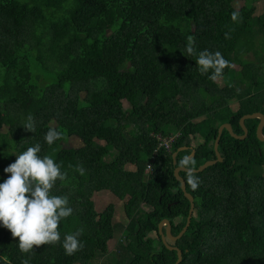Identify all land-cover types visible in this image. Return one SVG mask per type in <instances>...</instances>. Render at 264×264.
<instances>
[{
  "label": "trees",
  "instance_id": "16d2710c",
  "mask_svg": "<svg viewBox=\"0 0 264 264\" xmlns=\"http://www.w3.org/2000/svg\"><path fill=\"white\" fill-rule=\"evenodd\" d=\"M238 1L0 0V178L39 143V155L66 173L50 194L67 196L73 208L58 225L61 240L28 253L0 226V264L177 262L159 233L168 219L178 235L190 211L173 153L187 147L177 160L194 149L198 168L216 158L222 124L243 135L242 116L264 114V11L256 14L260 0H243L240 9ZM189 36L197 53L219 51L229 62L216 81L200 73L195 55L183 54ZM28 115L34 132L22 126ZM259 121H245L244 140L224 129L223 161L197 173L196 190L186 183L195 210L182 237L169 241L183 252L179 264H264ZM49 127L62 133L53 145L44 141ZM172 136L169 148L159 139ZM75 137L81 146L70 144ZM102 191L122 202V222L113 220L114 204L97 209ZM80 228L83 247L67 255L63 237ZM115 235L111 251L107 238Z\"/></svg>",
  "mask_w": 264,
  "mask_h": 264
},
{
  "label": "clouds",
  "instance_id": "9594fccd",
  "mask_svg": "<svg viewBox=\"0 0 264 264\" xmlns=\"http://www.w3.org/2000/svg\"><path fill=\"white\" fill-rule=\"evenodd\" d=\"M240 17L239 11L231 13V20L235 23L240 22ZM183 54L185 56L195 55L200 73L210 72L208 78L212 81H216L229 64L219 51L210 52L205 49L197 53L191 36L187 39ZM22 126L34 132L33 116L28 115ZM61 138L62 133L55 127H49L44 135V141L48 145H53ZM163 143L166 144L164 141ZM40 152L39 143L20 152L16 160L4 168V173L10 175L7 178H0V226L10 230L13 237L19 238L18 247L24 253L32 251L34 246L60 241L61 234L58 231V225L73 213L67 196L50 194L57 179L63 181L66 173L61 171V165L56 163L51 156H41ZM175 165L177 170L186 173L187 185L196 190L200 180L193 156L185 155L175 160ZM151 169L150 166L149 171ZM79 171L83 174V169ZM82 233L83 229L80 228L64 235L62 246L67 255H73L83 247L79 239ZM24 264H29V262L25 260Z\"/></svg>",
  "mask_w": 264,
  "mask_h": 264
},
{
  "label": "water",
  "instance_id": "95a60500",
  "mask_svg": "<svg viewBox=\"0 0 264 264\" xmlns=\"http://www.w3.org/2000/svg\"><path fill=\"white\" fill-rule=\"evenodd\" d=\"M247 119H259V124L257 127V136L258 139L260 141L264 142V134H263V129H264V114L262 112H254V113H250V114H245L242 116V118L240 119V124L244 130V134L243 135H238L234 132L232 125L230 123H224L220 126L219 131H218V136L216 138L215 141V145H214V149H215V154H216V159L213 160H208L205 163H203L202 165H200L197 169L198 172H202L204 171L207 167L212 166L218 162H222L223 161V157L221 156V153L219 152V143H220V138L221 135L224 131V129H226L227 131H229V133L236 139H240V140H244L247 137L248 134V129L245 125V121ZM184 149H187V147H182L180 149H178V151H176L173 154V159H174V163L176 160V156L177 153L179 151H182ZM193 152H195L193 150ZM181 170H177L175 168L174 170V174L176 176V178L181 182V188L185 194V196L188 198V200L190 201V211H189V215L187 218V223L184 226V228L180 231V233L178 235H173L171 232V223L168 219H163L160 223H159V233L161 235L162 241L164 242V244L170 249V250H176L178 253V260L175 264H179L182 259H183V252L182 250L177 247V246H173L169 243V241L171 242H176L179 238L182 237V235L187 231L188 227L190 226L191 223V219L195 210V202H194V197L192 194H190L189 192H187L186 189V181L185 179L180 175Z\"/></svg>",
  "mask_w": 264,
  "mask_h": 264
},
{
  "label": "rangeland",
  "instance_id": "374dc122",
  "mask_svg": "<svg viewBox=\"0 0 264 264\" xmlns=\"http://www.w3.org/2000/svg\"><path fill=\"white\" fill-rule=\"evenodd\" d=\"M243 5H245L243 0H239L236 3L237 9H240ZM255 7H257L256 14L262 13L264 11V0L257 1L255 3ZM248 59L257 60L255 55L252 54V53H250L248 55ZM234 67L236 69L239 68L237 65H234ZM234 105H237V104L234 103ZM125 106H128V104L126 103ZM4 137H5V135H4ZM159 139H161L164 142H167L168 144H171L173 142V140H174V136L166 137V138H160L159 137ZM70 144L72 146H76V147H79V146L82 145L80 139L77 138V137L72 138L70 140ZM256 171H264V169H263V167H259V168L256 167ZM147 172H149V167L147 169ZM94 200L96 201V205H97V209L98 210H104L109 204H114V206H115V214L113 216L114 222L115 221L116 222H122L124 220V217H123L122 213L119 210L120 209L119 206L122 204V202L119 199H117V197H115L110 191H102V192L96 193L94 195ZM107 235L104 234V236H107ZM119 235H120V233H119ZM119 235L117 234V236H119ZM117 238L118 237H116V235L114 237L110 236L109 238H107L108 246H109L111 251L114 250L115 247H116Z\"/></svg>",
  "mask_w": 264,
  "mask_h": 264
},
{
  "label": "flooded vegetation",
  "instance_id": "af4514ba",
  "mask_svg": "<svg viewBox=\"0 0 264 264\" xmlns=\"http://www.w3.org/2000/svg\"><path fill=\"white\" fill-rule=\"evenodd\" d=\"M184 147V146H183ZM186 147V146H185ZM180 148H182V147H180ZM179 148V149H180ZM184 150H186V149H184ZM194 150V149H193ZM193 150L191 151V153H190V155H192V156H194L195 155V152H193ZM195 151V150H194ZM174 154V153H173ZM216 159V158H215ZM211 160H213V159H211ZM264 169V168H263Z\"/></svg>",
  "mask_w": 264,
  "mask_h": 264
},
{
  "label": "built area",
  "instance_id": "2783aa9c",
  "mask_svg": "<svg viewBox=\"0 0 264 264\" xmlns=\"http://www.w3.org/2000/svg\"><path fill=\"white\" fill-rule=\"evenodd\" d=\"M165 143H166L165 145L168 147V146H169V144H168L167 142H165ZM149 167H150V166H149Z\"/></svg>",
  "mask_w": 264,
  "mask_h": 264
}]
</instances>
